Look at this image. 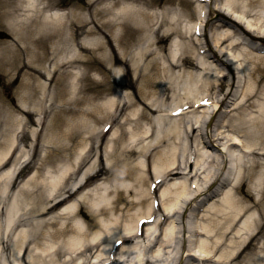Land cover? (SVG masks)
<instances>
[{
	"label": "bare ground",
	"instance_id": "1",
	"mask_svg": "<svg viewBox=\"0 0 264 264\" xmlns=\"http://www.w3.org/2000/svg\"><path fill=\"white\" fill-rule=\"evenodd\" d=\"M187 1V9L169 5L157 13L162 3L175 0H0V28L7 26L14 37L0 41V71L22 77L18 106L0 96V264H131L135 254L134 264H186L183 256L162 252L175 237L176 226L168 223L176 215L184 225L182 255L196 259L193 237L199 236L200 252L207 257L200 256L203 260L264 264V233L248 215L257 204H247L244 194H231L238 192L245 172L253 189L264 193V49L247 46L243 38L264 43V0H222L214 7L217 0H210L207 16L204 4ZM208 25L209 49L200 43ZM199 28L202 35H193ZM169 37L178 40L167 50L163 43ZM210 59L227 69L225 75ZM117 67L125 69V78L116 79ZM90 72L101 80L84 79ZM243 73L249 78L244 101L228 111H237L230 120L217 119V108L236 93ZM124 89L130 92L117 94ZM179 91L184 93L177 98L186 102L170 114V101ZM106 96L104 103L94 102ZM55 102L60 103L57 113L52 111ZM86 102L92 107L84 109ZM130 106L135 108L127 119L132 124L128 139L122 142L120 131L106 139ZM253 108L258 117L247 115ZM50 111L45 129L38 133L30 128L36 125L34 116ZM174 111L180 117H173ZM69 113L72 122L63 117ZM89 116L109 122L111 130L99 132ZM208 118L215 130L207 133V144L224 145L218 159L203 153L205 141L194 154L189 152V160L198 156L190 170L175 146L153 155L163 143L197 138L194 134ZM37 122L41 125V118ZM65 125L70 127L62 130ZM226 132L245 137L244 153L229 150L243 141L234 136L229 144ZM103 139L104 149L96 146ZM134 156L149 161L153 156L154 162L149 168L129 163L125 172L133 180L123 183L120 178L126 174L119 169ZM111 157L113 162L105 164ZM30 165L33 172L18 183ZM234 173L238 179L223 204L211 207L214 214L194 213L203 225L193 228L187 220L189 206L222 179L229 183ZM100 174L108 177L102 181L105 186L90 187ZM174 179L180 181L167 187ZM258 212L264 216L263 207ZM89 214L94 223L87 220ZM117 215L126 218L125 224ZM100 217L107 219L100 222ZM142 219L147 223L141 228ZM155 227L164 228L156 235ZM186 233L192 235L187 242ZM140 238L145 247L136 243ZM253 240L259 241L255 251ZM152 248L157 253L150 258Z\"/></svg>",
	"mask_w": 264,
	"mask_h": 264
},
{
	"label": "rangeland",
	"instance_id": "2",
	"mask_svg": "<svg viewBox=\"0 0 264 264\" xmlns=\"http://www.w3.org/2000/svg\"><path fill=\"white\" fill-rule=\"evenodd\" d=\"M221 3H223L222 0H217V2H214V4L212 5V7L216 6V5H220ZM169 5H172L171 8H174L176 9L177 7H184V8H188L189 7V3L187 0H175V2L173 4L171 3H168V2H164L161 4L160 8L163 9L164 7H168ZM190 8L192 9L193 11V7L190 6ZM159 12V11H157ZM197 18V13H194L193 12V15H192V21L196 20ZM184 22V20H183ZM210 32V26H208V33ZM13 34L11 33V31L9 30V28L7 26L5 27H1L0 28V41H11L13 39ZM177 38H173V37H169L168 39H166V41L163 43V46L164 48H166L167 50L171 49V44L173 43V41L175 40L176 41ZM178 40V39H177ZM174 41V42H175ZM190 60H192L191 56L189 57ZM193 61V60H192ZM214 64V63H213ZM218 70L222 71V73H226L227 72V69H225L223 66H219L217 65L216 66ZM116 72H117V78L116 79H121V78H125V75H126V71L123 67H117L116 68ZM248 73V72H247ZM248 75V74H247ZM91 79V80H95V81H98V80H101L99 74H95L94 72H90L88 74L85 75L84 79ZM115 78H112V81L114 80ZM249 79V78H248ZM22 81V77H19L18 78V75L15 74L13 77H9L6 73L4 72H1L0 71V96L4 97V99H6L9 103L11 104H14V105H17L18 106V88H20V83ZM247 83V82H246ZM245 83H241L240 84V89H244L245 88ZM243 86V87H242ZM61 87H64V82H62V86ZM241 90H239V92H241ZM127 92H130L129 90H118L117 94L118 95H124L126 94ZM184 92H177L174 99L170 101V105H171V108H175L176 107V104H178L180 102V99H178L177 97L178 96H181L183 95ZM234 94V92H233ZM232 94V96H233ZM39 95V94H38ZM81 96L80 97H83V94H80ZM241 97V96H240ZM239 99L237 98L236 100H238L236 103H235V100H233V97H231L228 101V104L225 105V107H223V109L218 113L217 115V119H219V117L221 118V116H223L224 114H226V112L228 111L227 109L228 108H232L234 107L233 105H237V104H240L241 102L244 101V98L241 97ZM108 100V96H106V98H102L100 97L99 99H94V102L96 104H101V103H104V101ZM30 103V102H29ZM58 102H55L53 108H52V111L53 113H57L59 110V107H58ZM232 106V107H231ZM84 109H87L89 107H92V105H89L88 102H86L84 104ZM131 107V108H130ZM127 111L125 112V114L121 117L120 121H119V126H117L115 129H117V131H120L119 133L121 134V137H123V140L122 142L124 141V139H128V129L129 127H131L132 124H127L128 122V116L130 115V113L132 111H134V108L133 106H130ZM19 107H16L15 108V114L18 115V109ZM52 111H51V114H52ZM247 115L249 116H255V117H258L259 116V112H258V109L257 108H253V109H250V110H247ZM21 116V115H20ZM72 116L73 114L72 113H69L67 115H64V119L66 120H69V122H72L70 121V119H72ZM79 117V115H77ZM232 116H234V114H232ZM36 116H34V122L36 121ZM88 121L90 122L91 125L93 126H97L99 127V129L101 128V126L104 124L103 122H99L100 120L95 117H92V116H89L88 117ZM51 119H52V115H49L48 116V119H46V124H50L51 122ZM249 119V118H247ZM62 120V115H61V119L60 121ZM228 120H230V117L228 118ZM67 122V121H66ZM68 122V124H69ZM132 122V121H131ZM1 124V123H0ZM45 124V125H46ZM144 126L146 124H143ZM1 126V125H0ZM34 124L32 126H30L31 129H34ZM68 127H70V125L68 126H64L62 127V130H66ZM133 127L135 128V124L133 123ZM30 128H28V130H30ZM39 128V127H38ZM214 128L215 130V127L214 125H211V123H206L205 125H203V127L201 128V131L198 132V133H195L194 134V137L196 136L197 138H194L192 141H189V140H186V139H183L181 141H176V143H172L171 142H166V143H163V145L158 149V150H154L153 151V155L154 154H157V152L161 151V150H165V151H170V149L175 146L177 147V150L176 152H179V155H180V161H185L187 160V157L189 155V152H196L200 147V144L203 143L204 141L206 142L205 143V146L206 148H203V153H209L212 157L218 159L221 155V150H222V146H214L210 143V144H207L209 142V140L207 139V133H209L211 131V129ZM225 135L231 140L234 136H239L240 138L244 139V144L247 143V140H245V137L243 135H238V134H235V133H230V132H226ZM100 143V142H98ZM104 143V144H103ZM105 143L106 141L104 140L102 142V148L104 149L105 147ZM232 143V140L231 142ZM121 144V141H118V145ZM226 144V143H224ZM117 145V146H118ZM186 149L188 150V152H186L184 155V151H186ZM239 149V147H238ZM243 149V148H242ZM229 150H231L232 152H234L235 147H231L229 148ZM241 152V151H239ZM238 152V153H239ZM36 155V154H35ZM185 156L182 160V157ZM35 158L37 159L38 156H35ZM249 159V158H247ZM246 159V163L248 164V160ZM113 157L107 159L106 161H104V163L106 164H109V163H112L113 162ZM153 160V161H152ZM146 161V159L144 157H138V156H134L132 157V159H128L126 161V166H123V168L119 169V171L122 172V175H125L126 176H121L120 180L123 182V183H128V184H131V180H133V178H131V176H128L127 175V172H125L126 170H128V164L129 163H133V164H136V163H144ZM151 162H154V159H153V156L151 157L150 159ZM136 162V163H135ZM99 164L101 165V162L99 161ZM152 164V163H151ZM30 172H32V165H30L29 167L26 168L25 172L23 173V175L17 180L18 183L22 180H25V177L26 175ZM105 178H108L106 177V174H100V180L98 179H95L93 181L90 182V185L91 187L96 185V184H99V185H104L106 184V182H102L103 180H105ZM184 178V177H183ZM119 180V181H120ZM100 181V182H99ZM180 180H174L172 182H167V187H170L172 186V184L178 182ZM197 182V181H196ZM203 182V181H202ZM223 182L224 180L222 179V181H220V183H218L217 186H215L213 188V192H210L208 194H205V192L203 193L202 196H199L197 199H195L193 201V203L189 206V211L187 213V220L190 221V225H192L193 228H195V226H201L203 225L202 223V219H195L194 218V213L198 215H204L206 213H212L211 214H214L216 211L214 210H211V207L214 205V204H221L222 203V199L225 197L226 193L228 191H232L231 189L233 188L232 186L230 187H226L225 185H223ZM121 183V182H120ZM119 183V184H120ZM22 185V184H21ZM112 186V183H108L107 184V187L108 188H111ZM229 186V185H228ZM163 188H166V187H163ZM122 189H125V188H122ZM130 189V188H129ZM264 190V189H263ZM229 192V193H230ZM241 192V194L239 195V193ZM125 197H127L129 200L132 199L131 197H129V193L127 191H125ZM231 194L234 195V197L236 198H241L243 197V194L245 197H248V203L250 206H253L254 204H257V207H255V209H252L250 211V213L248 215H251L254 217V219L257 221V223H259V231L261 232V234L264 233V216L260 214L259 216V212H258V209L262 208L264 209V193L263 194H259V191H257V188L253 189V185H252V182H251V179L250 177L248 176V173L245 172L242 176V181H241V184L239 185V189H238V192H234L232 191ZM250 194V195H249ZM194 195H193V199H194ZM223 204V203H222ZM121 206V205H120ZM123 207V206H121ZM134 211V210H133ZM197 212V213H196ZM263 212V211H262ZM128 214H132V211L130 210L129 212H127ZM193 215V216H192ZM89 218L87 220L91 221V222H95L94 220V216L89 214L88 215ZM119 218H120V215H117ZM104 219H107L105 217H100L98 218V221L100 222H104L105 220ZM126 218L123 219V218H120V223L122 224H125L126 222ZM181 221V217L180 215H176L172 221H170L168 224H172L174 222V225L176 226V231H175V237L173 239V242L170 244V248L168 249H164L163 248V253H168L167 255L170 256V257H181L183 256L184 257V260H185V263L186 264H204L201 260L198 259V261L196 260H191L187 255L188 253H184L182 255V251L183 249L181 248L183 246V235L184 233L182 232L183 231V223L180 222ZM167 224V225H168ZM94 226V224H91ZM91 228V227H90ZM164 228V227H163ZM163 228L161 230H163ZM200 229V228H198ZM92 230V229H91ZM156 229L154 228L152 230V232H154ZM192 237V235L189 233H186V242L190 240V238ZM200 238L199 236L197 237H193V253L200 257V255H203L201 252H200V247L198 246V242L200 241ZM161 239V238H160ZM139 245L142 246V247H145V243H141V241H139ZM259 241L258 240H253L252 243H251V247L254 246V251L256 250V244L258 243ZM160 243H158L159 245ZM141 249V248H140ZM189 249V248H188ZM144 249H142L143 251ZM165 251V252H164ZM252 250L248 251V252H251ZM192 252V251H191ZM141 253V252H139ZM139 253L137 255H139ZM148 257L150 258H153L154 255H156L157 251H155L154 248H152L151 252H148ZM204 256V255H203ZM139 258L138 256H136V254L133 256L132 258V261H131V264H134L135 260ZM211 264V263H210ZM213 264V263H212Z\"/></svg>",
	"mask_w": 264,
	"mask_h": 264
}]
</instances>
